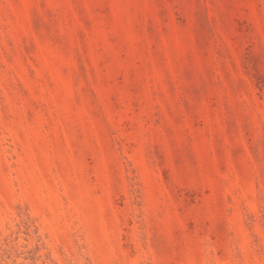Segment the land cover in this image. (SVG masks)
I'll return each mask as SVG.
<instances>
[{
  "label": "rangeland",
  "instance_id": "1",
  "mask_svg": "<svg viewBox=\"0 0 264 264\" xmlns=\"http://www.w3.org/2000/svg\"><path fill=\"white\" fill-rule=\"evenodd\" d=\"M0 264H264V0H0Z\"/></svg>",
  "mask_w": 264,
  "mask_h": 264
}]
</instances>
